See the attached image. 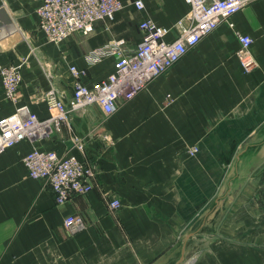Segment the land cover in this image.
<instances>
[{"label": "crops", "instance_id": "0c3cea01", "mask_svg": "<svg viewBox=\"0 0 264 264\" xmlns=\"http://www.w3.org/2000/svg\"><path fill=\"white\" fill-rule=\"evenodd\" d=\"M40 2L0 0L14 28L0 32V118L16 108L3 94L2 66L27 59L19 101L46 117L42 96L52 87L67 104L72 100L70 65L84 69L87 82L113 71L115 57L89 64L91 49L119 38L135 46L145 18L170 27L172 39L189 12L185 0H143L142 9L122 0L114 20L52 44L39 29ZM237 29L254 39L257 67L251 72L237 55ZM69 116L70 126L0 154V264H258L264 243V0L221 21L113 114L92 105ZM75 136L96 175L89 191L57 204L47 180L31 177L23 157L34 148L80 155ZM71 215L83 220L74 233L65 225Z\"/></svg>", "mask_w": 264, "mask_h": 264}, {"label": "built area", "instance_id": "2783aa9c", "mask_svg": "<svg viewBox=\"0 0 264 264\" xmlns=\"http://www.w3.org/2000/svg\"><path fill=\"white\" fill-rule=\"evenodd\" d=\"M251 1L185 0L189 12L177 22L178 35L172 39L168 38L170 27L160 25L152 18L143 19L139 25L142 38L135 46L128 45L125 38L113 39L85 55L89 64L115 57L113 71L104 78L84 81L81 76L85 70L75 64L69 66L73 76L72 100L67 104L62 93L52 87L42 96L50 109L46 117L40 116L28 103L19 101L22 70L27 59L22 57L2 66L3 94L6 99L16 102V108L11 114L0 118V154L22 140L48 138L55 131H60L62 124L70 126L71 110L85 111L95 105L104 115L113 114L121 100L135 97L153 78L177 63L221 21L229 20ZM134 4L138 9L144 7L143 0H134ZM122 7V0H41L36 12L39 29L46 41L60 44L74 32L89 34L99 20H113ZM236 35L241 66L245 72H251L257 67L251 51L254 39L244 29H237ZM104 137L108 139L109 135L104 134ZM74 140L80 155L34 148L23 157L31 177L47 180L57 204L66 202L77 193L89 191L91 178L96 175L97 166L87 158L85 145L77 136ZM196 150L195 147L191 153ZM111 206L118 208L120 202L114 200ZM65 225L70 233H74L82 227L83 220L80 216L71 215L65 219Z\"/></svg>", "mask_w": 264, "mask_h": 264}, {"label": "water", "instance_id": "95a60500", "mask_svg": "<svg viewBox=\"0 0 264 264\" xmlns=\"http://www.w3.org/2000/svg\"><path fill=\"white\" fill-rule=\"evenodd\" d=\"M12 26V21L4 7H0V27L10 28Z\"/></svg>", "mask_w": 264, "mask_h": 264}, {"label": "rangeland", "instance_id": "374dc122", "mask_svg": "<svg viewBox=\"0 0 264 264\" xmlns=\"http://www.w3.org/2000/svg\"><path fill=\"white\" fill-rule=\"evenodd\" d=\"M260 225H261V223H259V226ZM262 229H263V227H261V230ZM261 246H263V247H261ZM258 264H264V243L263 244H259V248H258Z\"/></svg>", "mask_w": 264, "mask_h": 264}, {"label": "bare ground", "instance_id": "6f19581e", "mask_svg": "<svg viewBox=\"0 0 264 264\" xmlns=\"http://www.w3.org/2000/svg\"><path fill=\"white\" fill-rule=\"evenodd\" d=\"M14 30L13 26L10 27V29H2L0 32H1V36H4L5 34H7L9 31H12ZM17 31H15L16 33ZM14 36V35H13ZM15 38V37H14ZM16 40H19L20 38L19 37H16L15 38Z\"/></svg>", "mask_w": 264, "mask_h": 264}, {"label": "trees", "instance_id": "16d2710c", "mask_svg": "<svg viewBox=\"0 0 264 264\" xmlns=\"http://www.w3.org/2000/svg\"><path fill=\"white\" fill-rule=\"evenodd\" d=\"M115 17H116V14H115ZM115 17H114V19H115ZM114 19H113V20H114Z\"/></svg>", "mask_w": 264, "mask_h": 264}]
</instances>
